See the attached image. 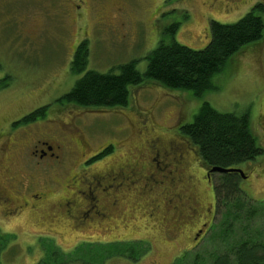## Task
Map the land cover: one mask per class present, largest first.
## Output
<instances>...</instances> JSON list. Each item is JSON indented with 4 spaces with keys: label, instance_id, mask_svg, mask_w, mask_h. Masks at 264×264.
Listing matches in <instances>:
<instances>
[{
    "label": "rangeland",
    "instance_id": "374dc122",
    "mask_svg": "<svg viewBox=\"0 0 264 264\" xmlns=\"http://www.w3.org/2000/svg\"><path fill=\"white\" fill-rule=\"evenodd\" d=\"M258 2L263 4L264 12V0H220L218 4L211 0H87L85 14L76 21L72 13L59 17L53 0H0V135L10 133L13 148L17 150L18 145L27 141H24L26 134L34 136L48 124L60 125L76 118V126L85 138L88 152L94 153L92 156L107 146L114 148L92 167L97 171L123 159L132 161L141 152L145 153L148 138L173 139L176 125L190 122L201 103L206 101L222 113L248 114L250 131L263 154L242 167L246 179L240 181L239 188L247 198L264 201V39L255 47L241 50L216 77L212 89L201 98L169 92L147 82L130 91L129 104L125 108L99 111L67 105L61 110L56 107L52 111L51 108L44 120L30 127L7 128V124L11 126L71 89L82 74L75 75L69 69L73 50L82 39L88 47L86 70L115 72L119 65L137 60L136 68L143 72L144 57L160 40L169 38L165 30L172 23L178 26L174 36L178 44L201 50L209 41L211 21L233 24ZM97 15L99 22L104 24H96ZM107 23L117 25L111 28ZM86 150L81 148L76 159ZM112 154L114 156L110 157ZM72 168L76 169L75 166ZM195 170L199 180L193 182L190 193L196 201L191 204L192 217L187 218L190 213L181 200L175 199L172 204L178 207L177 214L186 217L180 227L171 224L172 214L166 206L150 211L149 199H156V204L161 202L155 195L160 189L149 198L146 188L138 184L135 191L131 190L124 197V203L118 209L110 211L106 223L79 229L71 226L70 220L59 210L46 209L52 201L48 192L40 212L25 210L20 216L0 218V263L36 264L44 256L39 240L40 245L44 243L45 251L51 250L46 248L51 243L67 255L81 241L94 239L144 243L136 245L137 248L133 243L129 244L126 253L130 251V258L107 254L111 258L103 264L208 261L215 251L217 237L212 236L216 222H209L212 213L208 214L205 208L211 211L215 207L213 186L219 176L214 174L208 184L201 179L200 168ZM143 175L140 179H145ZM154 178L159 179L156 175ZM63 179L64 176L53 178ZM62 192L60 187H55L53 193L60 197ZM202 222L207 225L202 229L199 242L195 243L193 234ZM263 222L256 220L253 225L260 227ZM4 234L10 236L5 238ZM81 253L75 257L83 261L84 252ZM94 258V264H101V258Z\"/></svg>",
    "mask_w": 264,
    "mask_h": 264
},
{
    "label": "trees",
    "instance_id": "16d2710c",
    "mask_svg": "<svg viewBox=\"0 0 264 264\" xmlns=\"http://www.w3.org/2000/svg\"><path fill=\"white\" fill-rule=\"evenodd\" d=\"M263 15V5L256 4L233 24L211 21L208 26L209 41L201 50L178 44L174 39L178 26L174 23L165 30L169 38L160 40L156 48L144 57L146 65L143 72L137 70V60L119 65L115 72L86 70L88 47L83 41L77 45L69 68L75 75L82 73L80 78L67 93L49 105L32 110L14 122L12 128L44 120L51 107L63 109L72 105L99 111L125 108L129 104L130 91L147 82L169 92H182L195 99L201 98L212 89L216 77L241 50L262 42ZM178 130L194 148L203 166L208 168L240 169L243 172L245 164L263 154V149L250 131L247 113H222L206 101L201 103L190 122L179 124ZM112 151L113 147L107 146L94 160H100ZM218 176V182L213 186V221L216 223L212 236L217 237L215 251L209 256L210 260H194L191 264H264V222L260 227L253 225L256 220L264 221V207H260L264 201L256 202L243 194L239 188V175L227 173ZM4 236L8 238L10 235ZM131 243L135 248L144 245L137 241L82 242L65 255L51 243L46 246L51 250L45 251L44 243L40 245L39 242L44 256L36 264H94L95 256L101 258L103 264L111 256L130 258V251H126ZM81 252L88 260L82 258L83 261H80L77 258Z\"/></svg>",
    "mask_w": 264,
    "mask_h": 264
},
{
    "label": "flooded vegetation",
    "instance_id": "af4514ba",
    "mask_svg": "<svg viewBox=\"0 0 264 264\" xmlns=\"http://www.w3.org/2000/svg\"><path fill=\"white\" fill-rule=\"evenodd\" d=\"M211 1L220 3V0ZM53 2L59 17L72 13L76 21L82 19L87 6V0H53ZM258 4L263 5L260 2ZM96 18L97 25L104 24L99 22L98 15ZM107 25L114 28L117 24L107 23ZM110 31L113 32L112 29ZM51 108L52 111L56 110L55 107ZM51 122L53 123L52 120ZM36 123L38 122L26 127ZM7 128L13 130L17 127L12 128V125L7 124ZM178 128L179 124L174 128L177 137L174 136L173 139L164 141L154 137L148 138L144 146L146 152H141L132 161L123 159L97 171L92 167L102 159L94 160L95 156H92L94 153L88 152L85 138L76 126V118H70L68 123L62 122L60 125L48 124L43 130H38L39 132L34 136L26 134L24 141H27L18 145L17 150L13 148L14 142L9 136L10 133L1 134L0 218L10 219L20 216L25 210L40 212V206L45 202L46 194L50 192L52 201L46 209L59 210L70 220L67 222L71 226L79 229L96 223L100 225L106 223L110 219V211L118 209L121 203H124V197L141 184L143 189L146 188L149 198L160 189L155 195L161 199V202L156 204V199H149L147 205L150 206V211H155L159 206H166V210L172 214L171 224L174 227L182 226L183 218L186 217L176 213L178 207L172 205L175 199L182 201L186 211L190 213L187 218H191L193 210L191 204L196 201L190 193L194 187L193 182L199 180L196 178L195 169L200 168L201 179L208 184L211 183L214 174L209 173L208 167L203 166L194 148L180 135ZM81 148L87 150L82 152L77 160L76 156ZM113 156L112 154L110 157ZM145 159H147L146 163ZM142 171L146 174L143 175ZM158 174L160 176H157ZM142 175L145 179H140L139 176ZM155 175L159 179L154 178ZM56 176H64V179L53 180ZM55 187L63 190L60 197H56L53 193ZM205 211L208 214L212 213L209 218L211 222L214 208L211 211L205 208ZM206 225L207 222H202L200 228L195 230L192 238L195 243L199 242L203 234L202 229ZM97 241L106 242L94 239L80 243Z\"/></svg>",
    "mask_w": 264,
    "mask_h": 264
},
{
    "label": "water",
    "instance_id": "95a60500",
    "mask_svg": "<svg viewBox=\"0 0 264 264\" xmlns=\"http://www.w3.org/2000/svg\"><path fill=\"white\" fill-rule=\"evenodd\" d=\"M210 173H218V174H225V173H236L238 174L242 179H245L242 172L238 169H223L218 167H213L210 169Z\"/></svg>",
    "mask_w": 264,
    "mask_h": 264
}]
</instances>
